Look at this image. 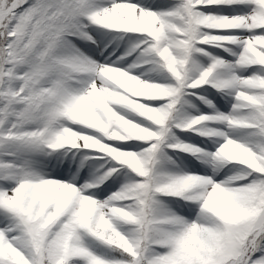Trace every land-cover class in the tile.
I'll use <instances>...</instances> for the list:
<instances>
[{"label": "snow or ice", "instance_id": "6c2138e0", "mask_svg": "<svg viewBox=\"0 0 264 264\" xmlns=\"http://www.w3.org/2000/svg\"><path fill=\"white\" fill-rule=\"evenodd\" d=\"M0 264H264V0H0Z\"/></svg>", "mask_w": 264, "mask_h": 264}]
</instances>
